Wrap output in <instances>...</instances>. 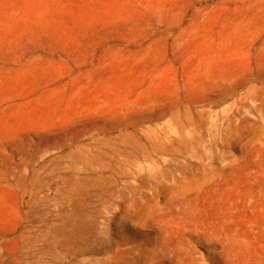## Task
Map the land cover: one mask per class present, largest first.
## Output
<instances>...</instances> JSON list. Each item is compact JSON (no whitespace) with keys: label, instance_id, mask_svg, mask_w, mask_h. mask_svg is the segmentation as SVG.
<instances>
[{"label":"rangeland","instance_id":"374dc122","mask_svg":"<svg viewBox=\"0 0 264 264\" xmlns=\"http://www.w3.org/2000/svg\"><path fill=\"white\" fill-rule=\"evenodd\" d=\"M0 264H264V0H0Z\"/></svg>","mask_w":264,"mask_h":264}]
</instances>
